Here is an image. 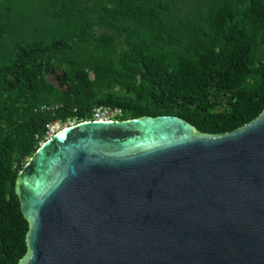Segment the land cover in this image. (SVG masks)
I'll list each match as a JSON object with an SVG mask.
<instances>
[{
	"label": "trees",
	"instance_id": "trees-1",
	"mask_svg": "<svg viewBox=\"0 0 264 264\" xmlns=\"http://www.w3.org/2000/svg\"><path fill=\"white\" fill-rule=\"evenodd\" d=\"M179 2L52 0L62 34L0 58V264L29 252L16 186L55 122L111 107L122 120L176 115L225 134L264 112V0H200L186 16ZM89 10L98 15L75 24Z\"/></svg>",
	"mask_w": 264,
	"mask_h": 264
},
{
	"label": "water",
	"instance_id": "water-1",
	"mask_svg": "<svg viewBox=\"0 0 264 264\" xmlns=\"http://www.w3.org/2000/svg\"><path fill=\"white\" fill-rule=\"evenodd\" d=\"M16 191L20 264H264V112L225 134L176 115L82 121L41 144Z\"/></svg>",
	"mask_w": 264,
	"mask_h": 264
},
{
	"label": "rangeland",
	"instance_id": "rangeland-1",
	"mask_svg": "<svg viewBox=\"0 0 264 264\" xmlns=\"http://www.w3.org/2000/svg\"><path fill=\"white\" fill-rule=\"evenodd\" d=\"M184 1L186 3L179 2V5H181L180 15L186 16L191 13V10L195 7V3L200 0ZM106 2H108V0H106ZM53 10L52 0H0V23L4 24L3 27L5 29L4 34L0 36V58L6 54L16 42L29 41L42 36L52 38L53 36L61 35L68 21L65 17H56ZM97 15V10L85 11L81 15L76 16L75 24L95 18ZM121 43L122 42H120L119 45H121ZM48 78L52 82L58 83L56 76L51 75ZM221 110L224 109L218 108L215 111ZM108 116L115 120H122V115L117 112H113ZM76 123V119H70L65 123L57 121L52 125L56 131H59L64 127Z\"/></svg>",
	"mask_w": 264,
	"mask_h": 264
},
{
	"label": "built area",
	"instance_id": "built-area-1",
	"mask_svg": "<svg viewBox=\"0 0 264 264\" xmlns=\"http://www.w3.org/2000/svg\"><path fill=\"white\" fill-rule=\"evenodd\" d=\"M117 112L118 114L123 115L122 109L119 108H111V107H98L95 109L94 118L92 120H101V121H116L115 119L108 116L109 114ZM58 131V130H57ZM53 125L50 126V130L48 132V135L50 138L52 135H54L57 132Z\"/></svg>",
	"mask_w": 264,
	"mask_h": 264
},
{
	"label": "bare ground",
	"instance_id": "bare-ground-1",
	"mask_svg": "<svg viewBox=\"0 0 264 264\" xmlns=\"http://www.w3.org/2000/svg\"><path fill=\"white\" fill-rule=\"evenodd\" d=\"M105 121V120H104ZM65 128V127H64Z\"/></svg>",
	"mask_w": 264,
	"mask_h": 264
}]
</instances>
